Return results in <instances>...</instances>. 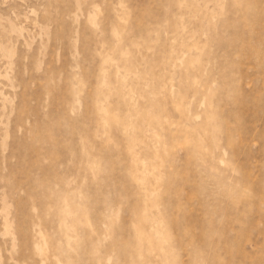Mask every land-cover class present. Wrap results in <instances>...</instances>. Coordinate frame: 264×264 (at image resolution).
Wrapping results in <instances>:
<instances>
[{
	"label": "rangeland",
	"instance_id": "rangeland-1",
	"mask_svg": "<svg viewBox=\"0 0 264 264\" xmlns=\"http://www.w3.org/2000/svg\"><path fill=\"white\" fill-rule=\"evenodd\" d=\"M0 264H264V0H0Z\"/></svg>",
	"mask_w": 264,
	"mask_h": 264
}]
</instances>
